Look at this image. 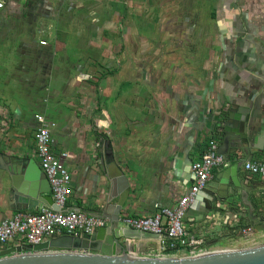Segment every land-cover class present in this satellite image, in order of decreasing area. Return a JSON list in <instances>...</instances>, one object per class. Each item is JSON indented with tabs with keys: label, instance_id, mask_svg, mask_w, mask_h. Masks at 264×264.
<instances>
[{
	"label": "crops",
	"instance_id": "1",
	"mask_svg": "<svg viewBox=\"0 0 264 264\" xmlns=\"http://www.w3.org/2000/svg\"><path fill=\"white\" fill-rule=\"evenodd\" d=\"M34 2L14 0L0 13L15 15ZM105 4L107 17L93 34L73 29L76 13L58 6L52 10L59 32L48 33L56 38V49L49 53L51 72L42 97L56 100V106L50 109L52 121L46 111L37 114L53 124L55 150L67 156L68 209L100 215L119 171L130 188L120 216L152 217L174 207L192 183L191 164L214 136L228 166L212 170L214 184L194 203L204 210L197 218L184 216L183 224L201 223L221 203L241 206L242 225L250 224L249 208L264 219V179L243 171L246 162H264V0H215L216 41L179 47L161 44L163 34L151 23L147 28L129 25L126 20L132 19L109 10L111 0ZM41 17L39 27L54 26L47 15ZM76 52L82 63L73 66L69 61ZM42 99L45 106L48 100ZM27 115L9 93L0 95V222L16 213L41 211L46 207L40 194H50L34 153L36 114ZM242 132L246 143L239 149L237 133ZM232 162L236 165L230 168ZM232 178L240 189L229 195L218 181L232 185ZM199 229L195 234L212 246L240 238L220 226L211 232L207 225ZM124 242L140 256L151 257L157 248L151 235ZM244 242L236 240L234 249L263 244L264 231Z\"/></svg>",
	"mask_w": 264,
	"mask_h": 264
},
{
	"label": "rangeland",
	"instance_id": "2",
	"mask_svg": "<svg viewBox=\"0 0 264 264\" xmlns=\"http://www.w3.org/2000/svg\"><path fill=\"white\" fill-rule=\"evenodd\" d=\"M111 1L109 10L114 13L120 11L125 19H132L126 20L129 25L134 22L147 28L146 26L151 23L153 27H157V31L163 34L160 38L161 44L167 43L177 47L185 44L194 46L203 42L212 44L217 39L219 24L215 18V0H203V2L183 0L185 1L183 3H181L182 0ZM36 2L39 4H35ZM105 2L106 0H35L30 8H23L18 14L0 13V95L9 93L17 100L23 113L28 114L27 116L46 111L47 118L52 121L50 109L56 106V100L47 98L46 94L42 97V90H44L42 87L46 86L51 72L53 56L51 57L52 54L49 53H53L54 48L56 49V38L50 37L48 33L53 31L50 33L55 36V33L59 32L56 30L55 21V25L53 24L52 10L58 6L61 11L76 13L77 20H74L73 29L77 33L93 34L101 28V22L107 17L108 5ZM39 14L47 15V21L54 26L39 27L38 20L43 18L39 17ZM28 18L33 19L31 24ZM141 27L140 30H142ZM167 37H169L168 40ZM174 50L176 49L173 47ZM81 55L80 52H76L69 61L70 64L80 65ZM63 56L64 53H61L58 57ZM58 57L56 55L55 60ZM37 75L40 76L39 80ZM40 79L45 84H42ZM42 98L48 100L45 106H43ZM59 153L63 152L59 151ZM203 210L199 203L194 204L187 210L185 217L197 218ZM236 240L249 242L236 237L229 244L215 243L214 246L218 250H242V248L234 249ZM225 244L232 248L226 247Z\"/></svg>",
	"mask_w": 264,
	"mask_h": 264
},
{
	"label": "built area",
	"instance_id": "3",
	"mask_svg": "<svg viewBox=\"0 0 264 264\" xmlns=\"http://www.w3.org/2000/svg\"><path fill=\"white\" fill-rule=\"evenodd\" d=\"M13 3L14 0H0V10ZM34 119L36 122L33 134L34 153L38 159L39 169L48 180L50 196L58 210L44 208L34 214L16 213L12 218L1 221L0 253L5 252L10 244H15L13 248L18 247L17 243H25L28 246L42 244L59 237L62 233L73 236L90 235L106 224V220L84 211L61 210L66 207L70 194L71 177L63 162L67 156L55 150L56 142L51 135L53 124L43 114H36ZM227 163L225 156L219 152L216 139L212 136L202 157L191 164L192 183L174 207L162 208L152 217L120 216L119 225L153 236L157 248L152 258H190L222 251L223 249L218 250L215 246L209 245L207 238L201 233L195 234V231L201 230L196 229L202 224L207 225L210 232L220 226L225 232L235 231L240 238L251 241L256 230L250 224H240L242 211L238 204L221 203L217 205L215 212L201 223L191 222L188 226L183 224L186 210L195 203L201 193L211 189L212 170L226 168ZM243 171L246 175L264 179V162H246L243 164ZM130 253L140 256L134 251Z\"/></svg>",
	"mask_w": 264,
	"mask_h": 264
},
{
	"label": "water",
	"instance_id": "4",
	"mask_svg": "<svg viewBox=\"0 0 264 264\" xmlns=\"http://www.w3.org/2000/svg\"><path fill=\"white\" fill-rule=\"evenodd\" d=\"M231 114H229V120L232 117ZM229 120L226 126L231 127ZM228 126L226 131L231 134ZM237 135L239 137L238 148L240 149L241 145L246 143V137L243 132L242 134L237 133ZM234 165L236 163L232 162L230 168ZM226 171L228 169L224 170V172ZM231 171L233 173L234 168ZM43 177L48 183L46 177L44 175ZM218 183L222 184L223 188L226 186L229 195L234 194L235 187L240 189L236 178H232V185L219 181ZM212 185L210 184V188ZM48 186L50 188L49 183ZM129 191L128 181L124 174L119 171L114 184L109 189L108 204L100 215L95 216L106 220L104 227L97 229L90 235L73 236L62 233L59 237L42 244L28 246L26 249L23 247L10 249L0 253V264H264V245L242 250H222L180 259L142 257L131 254L130 252L133 250L128 249L124 240L141 239L147 237L148 234L122 228L118 223L121 210L128 201ZM48 192L40 194L45 207L57 211L58 207L54 205ZM113 199H117V202L111 204ZM67 209L66 206L61 210ZM247 215L250 225L256 231H264V219L254 215V209L249 208ZM50 250L56 252H48ZM64 250H72V252H62ZM25 251L29 252L24 253Z\"/></svg>",
	"mask_w": 264,
	"mask_h": 264
}]
</instances>
